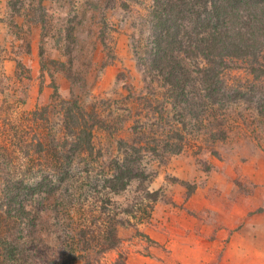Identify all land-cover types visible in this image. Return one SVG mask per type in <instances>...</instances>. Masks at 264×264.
I'll list each match as a JSON object with an SVG mask.
<instances>
[{
  "label": "rangeland",
  "instance_id": "obj_1",
  "mask_svg": "<svg viewBox=\"0 0 264 264\" xmlns=\"http://www.w3.org/2000/svg\"><path fill=\"white\" fill-rule=\"evenodd\" d=\"M151 4L0 0V180H33L67 163L62 101L75 100L96 122L91 151L72 157L66 183L27 204L23 242L71 264L119 256L122 264H264V109L254 103H264V79L247 61L229 60L224 83L260 99L194 116L173 111L139 61ZM120 142L158 152L143 153L141 177L112 192ZM0 229L15 226L0 214ZM82 232L88 245L78 244ZM110 232L116 248L98 254Z\"/></svg>",
  "mask_w": 264,
  "mask_h": 264
},
{
  "label": "trees",
  "instance_id": "obj_2",
  "mask_svg": "<svg viewBox=\"0 0 264 264\" xmlns=\"http://www.w3.org/2000/svg\"><path fill=\"white\" fill-rule=\"evenodd\" d=\"M149 22L145 58L139 61L159 79L173 111L177 110L181 116H194L199 107L198 113H205L209 106L262 97L258 92L245 94L231 89L222 80V73L229 60L247 61L254 78L264 79V66L258 64L264 48V0H152ZM62 103L63 129L69 135V142L62 147H67L68 164L64 163L55 174L48 173L53 170L46 166V171L33 180L9 175L0 180V214L15 226L10 233L0 231V264H71L44 248L37 249L32 242H23L21 227L30 217L27 204L35 197L54 196L68 179L67 168L72 157L91 151L95 117L88 115L75 100ZM254 103L259 111L264 109L260 100ZM119 147L122 159L113 163V175L106 181V188L112 192L125 190L132 180L141 177L138 170L143 153L158 152V148L124 142ZM179 149L177 146L166 148L174 153ZM41 151L39 141L37 153ZM74 241L73 238L69 242ZM77 241L79 245H88L84 232ZM97 245H100L98 240ZM102 246L98 254L115 249L116 236L110 232ZM122 258L119 256L115 264H122L119 260ZM86 264L92 263L88 260Z\"/></svg>",
  "mask_w": 264,
  "mask_h": 264
}]
</instances>
